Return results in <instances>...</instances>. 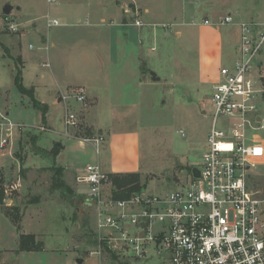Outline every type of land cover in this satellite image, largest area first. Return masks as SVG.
Masks as SVG:
<instances>
[{
  "label": "rangeland",
  "instance_id": "obj_1",
  "mask_svg": "<svg viewBox=\"0 0 264 264\" xmlns=\"http://www.w3.org/2000/svg\"><path fill=\"white\" fill-rule=\"evenodd\" d=\"M28 1L0 0V111L5 114L6 109L1 105L7 101L8 118L25 125L24 129L19 131L21 137L16 136L13 150L14 158L20 160V163L14 162L10 174L4 181V185H8L20 178L21 186L14 191L12 202L3 201L0 204L3 210L0 211V264H74L78 255L90 256L91 264H165L168 254L152 245L145 257L121 253L117 258L105 247L98 246L96 209L89 205L84 195L89 188L78 183L75 178L76 171L86 167L91 159L86 151L85 154L81 151L79 142L66 140L69 138L66 136L63 120L64 104L47 113L46 124L42 121L41 110L32 103H27L26 100H31V96L23 95L15 83L18 68H21L23 84L27 87L34 85L36 98L40 101L47 99L48 94H56L58 87L53 74L49 68L41 65L49 53L52 70L57 77L62 74L67 82L76 85L68 91L65 100L69 101L66 107L80 110L81 123L76 132L78 138L84 142L83 137L90 136L87 130L91 128L82 123L85 115L84 106L68 96L73 90L81 87L80 84L90 80V84L96 87L100 81L97 78L99 57L90 43L92 38L75 32L67 38L68 45L59 46L57 49L50 48L48 52L43 48L45 45L41 43V39L47 36V31L49 33L55 31L57 26L48 29L45 18H36L35 15L46 14L49 10V16L57 18L62 23L64 20L62 11L66 6L71 3L73 9L79 11L77 12L79 15H84L89 0H58L55 4L37 0V7H32ZM92 1L93 4L96 3V0ZM190 1H195L199 5H194L193 2L191 6L202 8L196 12L194 18L187 15L184 23L180 21L178 24V21L172 20L171 23H167L168 25L163 23L155 27L156 38L150 39L147 43L149 48L153 46L155 49L153 51L149 49L148 57L141 63L144 78L139 97L137 94V98L133 99L130 83L120 82L121 90L125 92L123 101L119 99L112 101L115 104L120 102L128 104L126 108L131 110L132 119L135 118L128 126L137 127L140 134L143 158L138 171L142 172L141 183L145 184L147 191L156 194H165L186 182L190 169L201 162L207 147L208 134L213 124L212 84L204 79L200 80L199 41L200 33L204 31L201 21L209 12V6H216V10L208 13L210 17L231 12L234 18L239 17L246 21L249 18L237 15L238 9L249 11L255 6V9L264 11V0H140L142 5L146 3L152 8L169 11L189 6ZM7 4L14 6L9 17L3 13V8ZM22 4L24 8L18 10ZM99 8L102 11L101 7ZM139 9L142 12L143 8ZM141 12L140 18L143 21L151 19L146 14L143 17ZM8 19L20 24H26L32 19L38 27L33 29L21 26L19 31L13 32L7 27ZM81 25L76 27L84 29ZM129 28L136 32L132 41L139 47L137 31L145 29V26ZM25 30L27 33L21 36L19 32ZM30 44H33L34 48H30ZM99 52L104 53V50L100 48ZM227 57L230 58L229 62L234 60L229 49L226 51ZM113 66L115 67L113 76L116 78V68H121L120 62H114ZM218 66L221 68L223 63H219ZM253 68L256 77L260 79L262 87L260 106L264 110V48L256 58ZM152 72H155L157 79H154ZM42 73L45 74L44 78L41 76ZM117 82L119 81L113 79L110 87L105 86L106 89L113 88ZM61 92L65 90L62 88ZM24 98L25 104L22 103ZM87 102L88 99L86 104ZM110 102L111 100L103 97L100 108L95 111L96 117L102 120L100 126L103 129L106 128V121L109 119L104 106ZM180 130H184L185 135H182ZM251 134L253 137L264 139V130L252 131ZM34 137L38 139L40 147L33 144ZM61 140L67 145V149L62 150L56 158L45 156L54 149V144ZM112 140L109 137L101 145L99 161L103 166L109 165V171L115 172L118 171L117 168L121 170L120 163L129 162L131 150L137 148V145L132 137H128L123 144L120 139ZM3 158L6 162L9 159L8 156ZM25 158H28L26 165L33 163L36 168L23 166ZM54 164L67 170L62 173ZM252 174L254 187L260 188L264 193V161L252 169ZM67 182L72 187H69ZM74 191L79 194L73 196ZM54 199L58 201L56 205L52 202ZM12 217L24 220H20L19 224ZM22 231L37 233L40 250L20 255L16 253L19 251V232ZM99 249L102 250V254L97 253Z\"/></svg>",
  "mask_w": 264,
  "mask_h": 264
},
{
  "label": "built area",
  "instance_id": "obj_2",
  "mask_svg": "<svg viewBox=\"0 0 264 264\" xmlns=\"http://www.w3.org/2000/svg\"><path fill=\"white\" fill-rule=\"evenodd\" d=\"M134 16V24L145 25L139 8L134 10ZM203 23L222 27L235 21L226 14L205 18ZM46 24L53 27L61 23L47 16ZM236 25V59L232 65L220 68L212 85L213 124L201 162L194 166L199 176L190 171L186 182L165 194L142 188L119 198L112 194L111 174L99 161L87 164L76 174V181L88 186L86 200L96 209L100 248L117 255L145 257L152 245L168 254L165 264H264V193L254 187L252 174V169L264 161V139L251 134L264 130L262 87L253 68L264 48V24L238 21ZM7 27L17 32L21 24L8 19ZM43 65L50 66L48 62ZM68 98L85 107L87 90L81 86ZM79 111L65 108L66 136H73V131L79 129ZM24 127L0 115L3 154L13 156L16 136ZM180 133L185 135L184 130ZM82 140L93 144L99 154L106 137L96 133ZM20 186V178L4 185L3 201L12 202ZM97 253L102 254V250Z\"/></svg>",
  "mask_w": 264,
  "mask_h": 264
},
{
  "label": "crops",
  "instance_id": "obj_3",
  "mask_svg": "<svg viewBox=\"0 0 264 264\" xmlns=\"http://www.w3.org/2000/svg\"><path fill=\"white\" fill-rule=\"evenodd\" d=\"M193 2H194V5L197 4L195 1H192L189 6L181 7L174 11L172 10L169 11L168 9L159 10V8H152L146 3L142 5L143 3L140 2V0H96V3L94 4L92 0H89L87 2V10L84 15H79L77 13L79 11L77 9H73V6H72L73 4L70 3V5L68 7L66 6L64 11H62V13L64 14L63 16L64 20L62 21V23L60 22L61 24L55 27L56 28L55 31H51L50 33L47 31V36H44L41 39V43L45 45V47L43 48L45 50H48L50 48L57 49L59 46L68 45L67 38L70 35H73V33L75 32L77 34L82 33L83 35H89V38H92L90 40V43H92V46L94 47L99 57L97 59V65L99 66L97 70V74H98L97 78H99L98 80L100 81H98L97 86L95 85L96 87L90 84V80L87 81L86 83L80 84L81 86H84L86 88L87 99L89 100V102H87L86 106L83 108L85 111V115H84V120L82 123L85 124V126H88L89 128H91L93 131V134L103 133L106 137V140L109 137L113 139L112 141L120 139L121 144H123L128 139V137H132L133 139H135L136 145H137V148H133L131 150L132 154H131V158L129 162L120 163L122 167L120 168L121 170L117 168L118 171L115 170V172H111L108 169L109 165L107 164L106 166L102 165L106 169V171L110 174L125 173V172H139L140 174H142L141 171H138V167L139 165L141 166L142 158H143V150L140 145L141 144L140 134H139V131L137 130V127L129 128L128 126V123L132 120L134 121L135 118L132 119L133 116H132L131 110H127L126 107L128 104H124L122 102L115 104L112 102L115 99H119L123 101L125 92L121 90L120 82L130 83V86L132 87L131 90L133 93L132 94L133 99L137 98V94L139 97L141 86H142V81L144 78L141 63H142V60L145 59V57L146 58L148 57V54H147L148 50L150 49L153 51L155 49L153 46L149 48L147 44L150 39L153 40L154 38H156L157 32H156L155 27L163 23L168 25L167 23H171L172 20L174 22L178 21L177 22L178 24L180 21L184 23L186 18L188 17L187 15H189V17L191 18H194L196 12L201 11L202 8L198 7L199 6L198 4H197L198 6H191ZM27 3L29 5H32V7L38 6L37 0H29ZM99 7H101L102 11L100 10ZM135 7L143 8L142 10L143 13L140 10V12L142 13L141 15H143L144 17V15L146 14V15H149V17L151 18L149 20L147 19V21L145 20L146 22L143 21L145 23V25H143L145 26V29L137 31L139 47H137L136 43L132 41V37L136 35V32L132 31L129 28V27H136V26L138 27V25L134 24ZM23 8H24V4L20 5V7H18V10H22ZM13 9H14V6L12 10ZM127 9L129 10L131 9V12L127 11ZM208 10H209L208 13H211L213 10H216V6L210 5ZM48 12L46 14L45 13L35 14L37 15L36 18H43V19L45 18L46 20V17L49 16ZM37 13H38V10H37ZM208 13H206L203 20L205 18H218L226 14H231V12L230 13L225 12L224 14H221V15L215 14V16L210 17L208 16ZM236 13L237 15L240 14V15H243L249 18L248 20L249 22L264 24V11L255 9V6L249 11L238 9ZM75 14H78V15L74 17ZM9 15H6V17H9ZM203 20L201 21V25L204 26L203 27L204 31L200 33V41H199L200 80L204 79L213 85V83L218 79V75L220 71V68L218 66L219 63H223V66L232 65L234 63L236 56H237V46L239 43V30H238V26L236 25V23L238 21H246V20H243V18L235 17L234 18L235 23L233 25L232 24L227 25L225 26V28L224 26H222L223 27L222 28V27H213L211 25H206L203 23ZM32 21L33 20L31 19L26 24L21 23V26L36 29L38 25ZM193 23L195 24L196 22L194 21ZM78 25L83 26L82 28L84 29L76 27ZM47 28L49 29L51 27H47ZM19 33L22 36L23 34H26L27 31L25 30ZM181 35H182V32H181ZM143 40H145L146 42H143ZM30 45H33V44H30ZM30 48L32 47L30 46ZM33 48H34V45H33ZM100 48L104 50V53L99 52ZM228 49L231 50V52L233 53L234 60L232 62H229L230 61L229 57L226 58V51ZM45 59L46 61H42L41 65L44 68H49L51 73L53 74L55 81H56L55 83L58 87L57 93L48 94L47 99L44 98L40 101L38 98H36L34 85L31 87H27V86L26 87L34 89V96L46 108V111H47L46 115H47V113H49L51 109L58 108L62 106V104H64V107L66 108V106L69 104V101L65 100V98L63 97L66 96L68 91L71 90L76 85L71 84L69 81L67 82L65 80L66 78L62 77L64 76L62 74L60 75L59 78L57 77V75L52 70V63H51L52 61L50 59L49 53H47V57L44 58V60ZM115 59H117V61L120 62V66H121L120 69L116 68V74H117L116 78L113 76V71H115V67L113 66V63L117 62V61H114ZM23 62H22V65H23ZM44 62H48L50 66H44L43 65ZM224 62H226V64ZM41 76L44 78L45 74L42 73ZM113 79L119 82H117L116 86H114L113 88L106 89V87L111 86V81H113ZM62 88L65 90V92L63 93L61 92ZM100 89L102 90V92ZM103 97H106L107 99L111 100L110 103L106 104L107 106H104L107 109L105 113L109 114V119L106 121L107 126L105 129L101 128L100 125L102 124L101 122L102 120L99 117H96L97 114L95 113V111L98 108H100V101L103 99ZM25 100L26 98L22 100L23 104H25L24 103ZM26 101L29 104L32 103V105L34 106L32 99L31 100L28 99ZM6 105H7V101L6 103H2L1 106L4 109H6L5 115H8L9 111L7 110L8 107H6ZM132 105L134 106V104ZM1 114H4V113L0 111V115ZM41 116H42V121L46 122L47 124V116L45 120H43L42 114ZM47 127L50 129L48 125ZM78 130L74 131V133L72 134L73 136L71 137L67 136L69 139H66V140L73 141V142L75 141L79 142L81 151L83 153L86 151V154L88 155L89 159H91V162H87V164L94 163L95 161H99L101 152L97 154L95 146L93 144L80 141L78 138L79 136L76 133L78 132ZM30 134H36V133H30ZM19 135L20 133H18L17 138L21 137ZM34 138H33V141H34L33 144L34 145L36 144V146L38 147L39 146L38 139L36 138L34 139ZM23 145L24 143L22 144V146ZM54 147L58 148L57 154L55 155L52 149V151L50 150V152H48V154H46L45 156H53L54 158H56L62 153V150L67 149V145L62 140L58 143H55ZM87 147H90V148H87ZM44 149H51V148L48 147ZM5 156H8L9 158L7 162L3 158ZM28 158H25V160L23 161L24 162L23 166L32 167L33 169L36 168L34 167L33 163L30 165H26V162H27L26 159L28 160ZM16 161L20 163V160H17L16 158H14V156L5 155L0 150V189L1 190L4 185V181L6 180V177L10 174L13 164H15L14 162ZM55 166L58 167V169H60V172L62 173H65V171L67 170L63 166H58L57 164H54V167ZM19 168H20V164H19ZM83 168L84 167H82L79 171L83 170ZM192 169L193 167L190 169V171H192ZM79 171H76V172L78 173ZM77 173H75V178H76ZM67 184L69 187L70 186L72 187V185H70L68 182ZM115 190H116L115 187H113L112 194L116 197ZM75 192L77 191L72 192L73 196L79 194L78 192L77 193ZM52 202L56 205L58 201L57 199H54V201ZM1 210L2 209L0 207V211ZM4 213L7 215L6 212ZM25 213H23V217ZM7 216L9 217V215ZM21 233L34 234L36 236V239L38 240V235L35 232H25V231L23 232L22 231V232H19V236ZM18 245H19V240H18ZM6 251L8 252V250ZM26 252L34 253L35 251H18L16 253L20 255ZM79 258L83 259V264L92 263L90 256L85 257V256L78 255L76 256V260L74 264H78L77 259Z\"/></svg>",
  "mask_w": 264,
  "mask_h": 264
},
{
  "label": "trees",
  "instance_id": "obj_4",
  "mask_svg": "<svg viewBox=\"0 0 264 264\" xmlns=\"http://www.w3.org/2000/svg\"><path fill=\"white\" fill-rule=\"evenodd\" d=\"M21 68H18L17 75L15 77V83L20 90V92L24 95H29L32 98L33 104L35 107L39 108L42 111L43 120L46 119V108L35 98L34 96V89L27 88L23 84V79L21 75ZM88 135H92V129L87 130ZM58 152V148L54 147L53 153L56 155ZM113 184L115 187L116 197L125 198L129 197L133 192H138L142 188L145 187V184L141 183V174L139 172H125V173H114L111 174ZM4 193L0 189V203L3 202ZM13 220L17 221L20 224V217L14 218ZM19 251H34L40 250V243L37 241L36 236L34 234H26L21 233L19 236ZM113 256L117 258V254L113 253Z\"/></svg>",
  "mask_w": 264,
  "mask_h": 264
},
{
  "label": "water",
  "instance_id": "obj_5",
  "mask_svg": "<svg viewBox=\"0 0 264 264\" xmlns=\"http://www.w3.org/2000/svg\"><path fill=\"white\" fill-rule=\"evenodd\" d=\"M13 6L11 4H7L4 8H3V13L6 15H9L11 13ZM152 75L154 77V79H157L158 77L155 76V72H152ZM193 173L195 176H199L200 175V171L197 167H193L192 169ZM77 263L78 264H83V259L79 258L77 259Z\"/></svg>",
  "mask_w": 264,
  "mask_h": 264
}]
</instances>
